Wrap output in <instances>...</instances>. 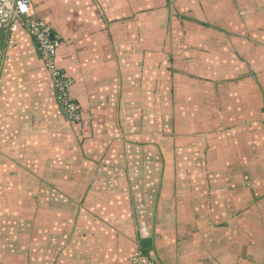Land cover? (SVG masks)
I'll return each mask as SVG.
<instances>
[{"label":"crops","instance_id":"0c3cea01","mask_svg":"<svg viewBox=\"0 0 264 264\" xmlns=\"http://www.w3.org/2000/svg\"><path fill=\"white\" fill-rule=\"evenodd\" d=\"M30 1L80 119L0 29V264H264V0Z\"/></svg>","mask_w":264,"mask_h":264},{"label":"built area","instance_id":"2783aa9c","mask_svg":"<svg viewBox=\"0 0 264 264\" xmlns=\"http://www.w3.org/2000/svg\"><path fill=\"white\" fill-rule=\"evenodd\" d=\"M0 29L6 32V43L12 44V33L25 30L36 45L51 80L55 99L65 117L76 122L80 119L77 105L70 99L69 90L72 80L56 64L57 41L50 38V27L37 19L30 0H0ZM129 264H153L141 251L129 258Z\"/></svg>","mask_w":264,"mask_h":264},{"label":"water","instance_id":"95a60500","mask_svg":"<svg viewBox=\"0 0 264 264\" xmlns=\"http://www.w3.org/2000/svg\"><path fill=\"white\" fill-rule=\"evenodd\" d=\"M50 38L51 39L54 38L52 34H50ZM140 246L143 249V253L147 254L149 249H151V238L146 237V238L141 239Z\"/></svg>","mask_w":264,"mask_h":264},{"label":"rangeland","instance_id":"374dc122","mask_svg":"<svg viewBox=\"0 0 264 264\" xmlns=\"http://www.w3.org/2000/svg\"><path fill=\"white\" fill-rule=\"evenodd\" d=\"M5 177H3V178H6V175H4ZM1 181H2V179H1ZM2 187H0V189H1ZM240 208V207H239ZM234 210H235V207L233 208ZM238 210V209H237Z\"/></svg>","mask_w":264,"mask_h":264},{"label":"trees","instance_id":"16d2710c","mask_svg":"<svg viewBox=\"0 0 264 264\" xmlns=\"http://www.w3.org/2000/svg\"><path fill=\"white\" fill-rule=\"evenodd\" d=\"M146 255H148V254H146ZM149 256V255H148ZM150 258V257H149Z\"/></svg>","mask_w":264,"mask_h":264}]
</instances>
